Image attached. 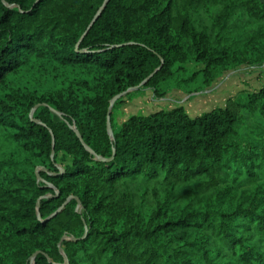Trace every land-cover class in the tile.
Masks as SVG:
<instances>
[{"label":"trees","instance_id":"obj_1","mask_svg":"<svg viewBox=\"0 0 264 264\" xmlns=\"http://www.w3.org/2000/svg\"><path fill=\"white\" fill-rule=\"evenodd\" d=\"M105 1L0 0V264H264V81L114 128L137 93L264 75V4L110 0L85 35Z\"/></svg>","mask_w":264,"mask_h":264},{"label":"rangeland","instance_id":"obj_2","mask_svg":"<svg viewBox=\"0 0 264 264\" xmlns=\"http://www.w3.org/2000/svg\"><path fill=\"white\" fill-rule=\"evenodd\" d=\"M189 69L186 75L179 77L180 80L187 79L191 73L202 70V67L191 64ZM263 81L264 75L261 73L244 69L239 73L229 75L218 87L210 90L202 85V79L199 77L195 82L182 83L180 86L174 82L164 99L155 98L149 91L137 93L116 109L114 128L118 131L123 121L130 116L149 115L180 104L185 106L189 114L197 116L224 106L231 96L241 91L259 89Z\"/></svg>","mask_w":264,"mask_h":264},{"label":"water","instance_id":"obj_3","mask_svg":"<svg viewBox=\"0 0 264 264\" xmlns=\"http://www.w3.org/2000/svg\"><path fill=\"white\" fill-rule=\"evenodd\" d=\"M110 2V0H106L105 1V3H104V5L101 7V9L99 10V12H98V14H97V16L95 17V19L93 20V22H92V24L90 25V27H89V29H88V31L86 32V34L85 35H87L88 34V32L90 31V29L94 26V24L98 21V19L101 17V15H102V13L104 12V10H105V8L107 7V5H108V3ZM260 2L262 3V4H264V0H260ZM161 68L162 67H160L154 74H152L140 87H137V88H134V89H131L129 92H134V91H137V90H139L142 86H144V85H146L149 81H150V79H152L153 77H154V75L155 74H157L160 70H161ZM125 96V94H122V95H120V96H118V97H116L112 102H111V105H110V109H109V113H108V132H109V135H110V137L111 138H113V136H114V133H113V129H112V123H111V115H112V111H113V108H114V106H115V104H116V102L120 99V98H122V97H124ZM38 108V107H37ZM36 108V109H37ZM35 111V110H34ZM34 113V112H33ZM33 115V114H32ZM73 130H74V132L77 134V136L79 137V139L83 142V140H82V137L80 136V134H79V132L76 130V129H74L73 128ZM89 150V149H88ZM90 151V150H89ZM91 152V151H90ZM53 156H54V153H53ZM99 160L100 161H104L103 159H101V158H99ZM37 176L39 177V171H37ZM40 178V177H39ZM71 199H73V197L71 198ZM71 199H69L68 200V202L71 200ZM68 202H66L65 204H64V206L62 207V208H60L53 216H51L49 219H47L45 222H50L52 219H54L56 216H58L62 211H63V209L66 207V205L68 204ZM40 203V202H39ZM39 203H38V205H39ZM80 208V203H79V206H78V208H77V210ZM38 217H39V220H41V216H40V213H39V207H38ZM68 237L67 236H64L63 238H62V242L63 241H65L66 239H67ZM75 241H77V240H75ZM60 251H61V253H63V251H62V249H61V247H60ZM40 252H38V253H36L34 256H33V264H34V262H35V259H36V257L38 256V254H39ZM67 260V259H66Z\"/></svg>","mask_w":264,"mask_h":264}]
</instances>
